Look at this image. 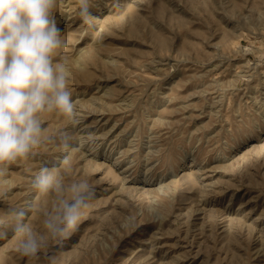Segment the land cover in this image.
<instances>
[{
    "label": "rangeland",
    "instance_id": "1",
    "mask_svg": "<svg viewBox=\"0 0 264 264\" xmlns=\"http://www.w3.org/2000/svg\"><path fill=\"white\" fill-rule=\"evenodd\" d=\"M78 8L54 15L79 123L45 114L41 144L4 167L0 264H264V0H95L91 24ZM43 166L94 190L58 238L56 194L32 188ZM21 210L45 237L35 257Z\"/></svg>",
    "mask_w": 264,
    "mask_h": 264
},
{
    "label": "clouds",
    "instance_id": "2",
    "mask_svg": "<svg viewBox=\"0 0 264 264\" xmlns=\"http://www.w3.org/2000/svg\"><path fill=\"white\" fill-rule=\"evenodd\" d=\"M95 0H79L78 15L85 24L97 18ZM57 0H0V175L5 166L26 158L45 138L43 117L58 114L78 124L76 103L69 88L68 58L57 57L66 47L57 26ZM71 137H61L64 151L73 150ZM32 188L42 195L55 193L52 210L44 219L48 237L74 229L89 207L94 190L87 180L64 185L56 171L40 168ZM13 231L21 238L18 251L35 257L45 237L25 223V211H13ZM0 231V237L5 236Z\"/></svg>",
    "mask_w": 264,
    "mask_h": 264
},
{
    "label": "bare ground",
    "instance_id": "3",
    "mask_svg": "<svg viewBox=\"0 0 264 264\" xmlns=\"http://www.w3.org/2000/svg\"><path fill=\"white\" fill-rule=\"evenodd\" d=\"M99 87V86H98ZM110 95V94H109ZM123 100V99H122ZM81 142V141H80ZM130 150V149H129Z\"/></svg>",
    "mask_w": 264,
    "mask_h": 264
}]
</instances>
